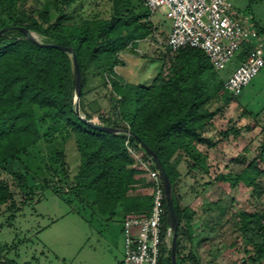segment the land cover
Masks as SVG:
<instances>
[{
	"label": "trees",
	"instance_id": "obj_1",
	"mask_svg": "<svg viewBox=\"0 0 264 264\" xmlns=\"http://www.w3.org/2000/svg\"><path fill=\"white\" fill-rule=\"evenodd\" d=\"M76 1L56 0L58 16L52 20L47 5L34 17L24 11L20 0H0V30L6 29L0 35V169L11 159L26 167L24 156L39 143L43 123L46 120L56 125L64 123L79 153L77 172L70 179L66 161L58 160L62 177L57 183L46 181L47 186L59 195L66 187L75 191L77 201L96 211L115 214L122 209L126 218L144 216L152 208L153 194H136L137 185L145 179L140 177L143 172L135 166L136 159L128 148L140 146L145 158L154 161L141 140L158 154L172 183L178 216L177 264H201L192 250L186 255L182 245V236L190 239L193 232L196 211L182 206L176 189L179 176L176 166L185 158L190 169L208 172V155L197 146L205 142L202 130L215 113L209 106L215 100L229 104L237 96L225 90L226 80L220 77L205 52L197 48L180 49L170 62L169 72H160L149 84L122 79L114 67L123 62L120 53L130 42L152 33L150 10L144 0H111L108 18L83 16L80 21L68 23L67 10ZM31 32L44 37L42 44L30 38ZM53 43L74 50L82 74L80 111L84 118L75 108L73 56L46 45ZM243 46L239 51L242 61L250 50ZM91 66L115 75L111 86L117 96L116 106L113 113L101 116L98 123L117 128L118 132L98 129L84 120L95 121L83 105L86 74ZM215 181L228 185L229 191L240 182L257 192L263 189L264 147L239 173H221ZM147 184L154 186L152 181ZM9 202L15 205L14 193L0 178V206ZM165 207L164 235L170 227L167 200ZM230 208L229 205L221 208L222 215L235 218L244 239L254 244L258 256L252 257L253 260L264 258L263 215L246 211L229 214ZM160 264H173L166 243Z\"/></svg>",
	"mask_w": 264,
	"mask_h": 264
},
{
	"label": "rangeland",
	"instance_id": "obj_2",
	"mask_svg": "<svg viewBox=\"0 0 264 264\" xmlns=\"http://www.w3.org/2000/svg\"><path fill=\"white\" fill-rule=\"evenodd\" d=\"M55 1L20 0V4L25 12L34 17H38L39 12L47 5L52 20H55L58 16ZM230 1L243 19L246 39L243 47H261L264 50V0ZM111 5V0H77L67 10V22L80 21L83 16L108 18ZM151 21L158 27L161 42L142 41L137 45L140 51L133 52L135 55H122L126 62L120 63L123 67L118 68V71L122 73V79L131 83L146 85L160 72L167 74L175 56L167 46L172 20L158 11ZM31 35L38 41L44 38L36 32H31ZM241 63L238 52L225 68L218 70V74L225 81ZM103 70L96 66L87 70L83 99L85 109L97 122L101 116L113 113L117 103V96L112 92L110 81ZM209 108L216 113L215 121L211 122V127L202 130L205 142L199 143L198 149L203 152L219 147L214 157L221 151H228L221 159L225 164L231 162V153L236 144L248 155L240 156L241 163L246 167L264 147V67L229 104L215 100ZM250 115L256 118L254 121L257 123V132L252 129L255 128L254 125L243 120L244 116ZM236 130L241 133L240 138L235 133ZM41 133L39 143L24 156L26 167L11 159L2 164L0 169V178L11 187L15 203L0 206V264L81 263L79 252L81 255L92 252V247L97 249L98 255L106 254L107 222L99 218L96 213L98 211L95 212L77 201L73 196L76 195L75 191L66 187L64 193L59 195L46 184V181L57 183L62 177L58 160L66 161L70 179L76 174L80 157L73 136L64 123L56 125L49 120L43 123ZM135 150L143 158L146 157L142 147L137 146ZM145 159L150 162L151 170H158L154 161ZM135 166L143 172L140 177L145 179L137 185L136 194H153L154 186L147 184L149 181L153 182L149 172L141 168L139 160ZM176 167L179 174L176 189L182 206L196 211L190 239L182 236L186 255L192 250L201 264H264V258L257 262L253 260L252 257L258 256L254 244L244 239L242 230L235 224V218L231 220V215L224 216L221 213V208L229 205V214L239 211L258 212L264 218V188L257 192L240 182L239 188L229 191L228 185L215 181L223 172L218 164H214L206 173L190 169V162L183 158ZM234 169L236 171L237 167ZM229 173L236 174L224 171V174ZM232 197L236 199L234 204L231 203ZM220 200L218 205L215 204ZM205 211L208 212L207 215ZM205 216L208 217L204 220ZM172 238L171 233L167 238V249H171Z\"/></svg>",
	"mask_w": 264,
	"mask_h": 264
},
{
	"label": "built area",
	"instance_id": "obj_3",
	"mask_svg": "<svg viewBox=\"0 0 264 264\" xmlns=\"http://www.w3.org/2000/svg\"><path fill=\"white\" fill-rule=\"evenodd\" d=\"M144 3L151 12V20L158 11L172 20L173 26L167 37V46L172 54L185 47L201 49L211 65L221 70L245 44L241 13L230 0H144ZM157 29L155 25L149 36L130 42L121 51V60L126 62L122 55L133 56V52L140 51L137 45L142 41L161 42ZM120 67H123L120 63L114 67L119 76ZM263 67L264 50L261 47L250 48L245 60L225 81V90L239 96ZM105 74L111 85L115 75ZM128 148L154 182L153 205L148 215L131 216L124 220V257L117 264H160L163 246L172 233L170 227L165 235L163 233L166 215L164 184L159 170H151L150 162L140 156L135 147L130 145Z\"/></svg>",
	"mask_w": 264,
	"mask_h": 264
},
{
	"label": "crops",
	"instance_id": "obj_4",
	"mask_svg": "<svg viewBox=\"0 0 264 264\" xmlns=\"http://www.w3.org/2000/svg\"><path fill=\"white\" fill-rule=\"evenodd\" d=\"M253 48V47H252ZM130 71V70H129ZM122 74V73H121ZM125 74V73H124ZM128 81V80H127ZM130 82V81H129ZM245 108V107H244ZM215 115L216 113H214V115L210 118L209 121H207L206 125H205V129L211 127V122L215 121ZM259 115L261 116V114L259 113ZM259 119V118H258ZM243 120H248L249 123H251L252 125L255 126L254 129L255 132H257L258 127L256 126V122L254 120H256V118L254 116H248L245 117ZM253 126V127H254ZM240 129V128H239ZM264 130V128H262V131ZM236 133V132H235ZM238 135V138L241 137V133L238 130V133H236ZM244 134V132H243ZM245 135V134H244ZM203 138V137H202ZM213 147V146H212ZM217 151L218 149H220L219 147H216ZM216 149H213V151H211V148H209L207 151L204 150L203 153L208 155V161L207 165H208V169H210V167L212 168V166L214 164H218V168H220L222 171V173H224V171H233L236 173H239L241 170H243L245 168V165L243 163H241L240 160V156L243 155L244 157L248 156L246 152H242L240 147H237L236 144H234L233 147V152L231 153V162L228 161L227 163H223L224 161H222L221 159L223 158L222 156L226 153L228 154V151H221L217 158V156L214 157L215 153H216ZM220 161L222 163H220ZM224 165V168H223ZM237 167L236 171H235V167ZM227 173V172H225ZM242 183V182H241ZM237 188H239V184L233 189L236 190ZM224 201V200H222ZM221 200L217 203H220ZM236 202V199L234 197H232L231 203L234 204ZM96 212V210H95ZM247 212V211H246ZM99 216L100 219L106 221V227H107V233L105 234L106 237L105 239H107L108 244L107 246H105V251L106 254H102V255H98L97 254V249L95 247H92V252L89 253H83V255H81V253L79 252V260H81V263H56V264H117L118 262H120L123 257H124V238H123V223L124 220L126 219L127 216H125L124 211L122 209L118 210L115 214H108V213H103V212H96ZM207 211H205V214L207 215ZM208 216H205L203 219H207ZM114 221H118V223H115ZM27 264H40V263H27Z\"/></svg>",
	"mask_w": 264,
	"mask_h": 264
},
{
	"label": "water",
	"instance_id": "obj_5",
	"mask_svg": "<svg viewBox=\"0 0 264 264\" xmlns=\"http://www.w3.org/2000/svg\"><path fill=\"white\" fill-rule=\"evenodd\" d=\"M23 30L25 32H27L26 29L23 28ZM6 31V29H2L0 30V35H2L4 32ZM30 38L32 40H34L35 42L42 44L40 41H38L34 36H30ZM48 46H53L56 48H60L62 50H65L69 53L72 54L73 56V63H74V68H75V74H76V96H75V108H76V112L79 113L81 115V111H80V99H81V91H82V74L80 71V66L78 63V60L76 58V55L74 53L73 48L71 47H67V46H63V45H59V44H46ZM82 116V115H81ZM83 117V116H82ZM84 118V117H83ZM89 125L96 127L98 129L104 130V131H108V132H118L119 129L111 127V126H106V125H102L96 121H89L84 119ZM141 145L144 147V149L151 155V157L153 158L163 181L164 184V188H165V193H166V200H167V207H168V218H169V225H170V229L172 231L173 234V238H172V245H171V256H172V262L173 264H177V240H178V236H177V230H178V216L176 214V209H175V205H174V201H173V197H172V183L171 180L169 178V175L162 163V161L160 160L158 154L156 152H154L146 143H144L143 141L140 140Z\"/></svg>",
	"mask_w": 264,
	"mask_h": 264
}]
</instances>
